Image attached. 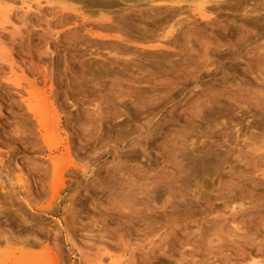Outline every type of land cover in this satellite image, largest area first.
<instances>
[{
  "label": "rangeland",
  "instance_id": "obj_1",
  "mask_svg": "<svg viewBox=\"0 0 264 264\" xmlns=\"http://www.w3.org/2000/svg\"><path fill=\"white\" fill-rule=\"evenodd\" d=\"M214 1L0 0V264H264V0Z\"/></svg>",
  "mask_w": 264,
  "mask_h": 264
},
{
  "label": "bare ground",
  "instance_id": "obj_2",
  "mask_svg": "<svg viewBox=\"0 0 264 264\" xmlns=\"http://www.w3.org/2000/svg\"><path fill=\"white\" fill-rule=\"evenodd\" d=\"M212 1L215 2L214 0H212ZM221 1H222V0H221ZM108 4H109V3H106V6H107ZM104 5H105V3H104ZM104 5H103V6H104ZM54 128H55V127H54Z\"/></svg>",
  "mask_w": 264,
  "mask_h": 264
}]
</instances>
